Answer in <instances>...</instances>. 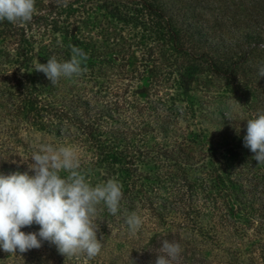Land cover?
<instances>
[{
	"label": "trees",
	"instance_id": "trees-1",
	"mask_svg": "<svg viewBox=\"0 0 264 264\" xmlns=\"http://www.w3.org/2000/svg\"><path fill=\"white\" fill-rule=\"evenodd\" d=\"M121 1L124 4L113 5V9L117 18L140 29L134 46L143 52V65L160 71L164 64L159 56L165 55V49H173L184 63L178 72L181 88L190 90L196 76L206 70L230 84L228 91L252 110L251 118L264 112V77L259 74L264 66V0H214L226 8L232 3L231 15L223 11L222 19L214 18L213 23L199 13L192 16L191 8L182 0ZM197 1L198 8L206 2ZM248 2L250 13L244 22L240 15ZM225 28L232 30L230 34L222 32ZM28 31L21 28L17 69L11 76L14 83L9 91L0 89V120L26 121L62 136L70 135L74 128L90 155L80 159L87 180L93 186L109 178L121 183L123 197L116 215L103 204L97 206L93 222L98 236L104 229H129L125 218L132 212L141 216L142 224L149 222L154 227L181 220L179 225L209 226L210 232L214 231L211 225H218L228 228L232 235L245 232L257 215L261 224L258 231L264 232V164H258L244 146V132L232 133L226 127L220 141H214L206 131L196 134L187 130L183 135L174 127L173 118L183 113L175 105L177 97L133 99L135 94H128V83L115 80L114 76L119 79V65L110 55L95 51L96 44L80 29L75 34L65 29L69 51H48L42 63L51 56L58 61L69 60L71 46L76 45L87 53L82 65L86 71L70 79L62 77L54 86L42 72L34 81L27 75L35 67L30 53L33 37ZM111 44L109 52L117 57L122 45L115 39ZM156 45L162 47L157 55ZM90 81H94L95 89L86 86ZM185 108L196 113L192 105ZM27 170L0 153V173ZM25 229L38 232L39 226ZM73 259L81 263L90 260L86 255Z\"/></svg>",
	"mask_w": 264,
	"mask_h": 264
},
{
	"label": "rangeland",
	"instance_id": "rangeland-1",
	"mask_svg": "<svg viewBox=\"0 0 264 264\" xmlns=\"http://www.w3.org/2000/svg\"><path fill=\"white\" fill-rule=\"evenodd\" d=\"M204 1H206L204 6L199 8L197 0H182V3L191 8L192 16L199 13L202 18L211 22L214 18L222 19L223 11H228L231 15L229 10L232 2H228L226 8L223 7L224 3ZM190 2H195L196 6H191ZM116 4L124 2L66 0V4L57 6L56 0H36V11L30 23L15 25L7 21L0 23V89L9 91L10 85L14 83L11 76L13 70L17 69L16 49L20 44L21 28L30 29L28 34H32L33 37L30 42V53L33 55L35 67L30 68L27 75L34 81L39 77L38 71H35L36 65L42 63L46 52L60 49L69 51L67 47L69 39L64 37L63 31L71 29L75 34L76 30L80 29L82 35L96 44L95 51H99L101 55L104 53L110 55L116 65H119L117 68L119 79L114 76L115 80L123 83L122 85L128 83V94L130 96L135 94L132 96L133 99L148 101L159 97H177L175 105L179 106L183 113L180 112V116L173 119L174 127L180 132L190 130L199 134L206 131L214 141L221 140V134L226 127L232 133L236 132V128H240L239 133L246 134V120L251 118L252 110L243 105L240 97L228 91L230 84L204 70L196 76L190 90L181 88L178 84V72L183 69L184 63L179 55H175L173 49H165L163 51L165 55L159 56L164 64L160 71L155 67L143 65V52L134 46V41L141 36V31L117 18V13L113 9V5ZM249 11L248 2L247 10L240 15L242 21H248ZM225 23L230 25L231 20ZM224 31L230 34L232 30L225 28L222 29L223 33ZM114 39L122 45L121 50H117L119 52L117 57L109 52ZM161 48L159 45L154 46L156 55ZM94 85V81L86 84L91 89H95ZM120 93L125 94L124 91ZM186 105H192L196 113L192 114V110L187 111ZM70 133L68 136H62L26 121L0 120V142L8 141L0 145V153L2 155L6 153L7 158L12 159L16 167L25 169H28L29 163L32 162L31 154L37 151L41 144L70 146L76 150L80 159L89 157L90 155L83 149L85 144L75 129L73 128V132ZM180 135L183 137L185 133ZM12 148L16 149V154L10 152ZM11 154L16 157L10 156ZM257 217L255 215L251 226H247L248 229L245 232L241 231L239 235H232L228 228H221L218 225L215 227L211 225L214 229L211 232L208 230L209 226L208 229H200L191 225H179L181 220H176L172 225L159 223L156 227L147 222L141 225L135 235L131 234L129 229L120 230L113 227L100 231L98 238L102 241L101 252L95 258L82 263L76 262L74 256L61 255L54 245L43 242L41 248L34 249L37 254L31 250L10 254L0 249V264H153L156 249L165 239L180 243L182 252L179 263L181 261L185 264H264V232L258 231L261 224ZM21 230L27 232L26 229ZM259 255L263 258H259Z\"/></svg>",
	"mask_w": 264,
	"mask_h": 264
},
{
	"label": "clouds",
	"instance_id": "clouds-1",
	"mask_svg": "<svg viewBox=\"0 0 264 264\" xmlns=\"http://www.w3.org/2000/svg\"><path fill=\"white\" fill-rule=\"evenodd\" d=\"M56 2L57 6L66 4V0ZM35 5L36 0H0V23H30ZM87 58L82 48L72 45L69 60L58 61L51 56L47 63H38L35 71L44 73L54 86L62 77L82 75ZM259 74L264 77V66ZM246 122L244 146L258 164H264V112L253 114ZM236 131L239 134L240 128ZM30 160L27 171L0 173V249L10 254L25 253L48 242L66 257L95 258L102 249L93 222L97 206L103 204L111 215H116L123 197L121 183L109 178L93 186L76 150L70 146L41 144ZM125 223L135 235L143 221L132 212L126 215ZM33 224L39 226L38 232L21 230ZM181 252L179 242L165 239L156 249L153 264H179Z\"/></svg>",
	"mask_w": 264,
	"mask_h": 264
}]
</instances>
